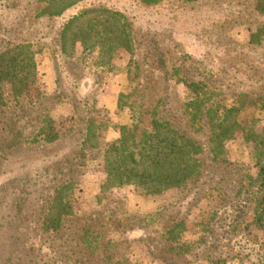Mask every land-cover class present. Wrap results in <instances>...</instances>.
Returning a JSON list of instances; mask_svg holds the SVG:
<instances>
[{"label": "rangeland", "instance_id": "1", "mask_svg": "<svg viewBox=\"0 0 264 264\" xmlns=\"http://www.w3.org/2000/svg\"><path fill=\"white\" fill-rule=\"evenodd\" d=\"M260 0H80L62 13L35 0H0V50L29 40L38 78L24 95L4 86L0 102V264H264V173L247 131L264 137V11ZM121 11L132 35L109 66L77 46H57L61 23L81 8ZM184 80L207 87L206 104L240 107V128L213 153L206 110L185 109ZM153 111L193 137L200 172L146 196L132 185L99 192L101 150L123 122L147 127ZM45 114L55 143L34 141ZM101 147L83 148L86 124ZM74 181L73 214L42 227L55 188ZM262 213V214H261ZM261 214L262 222L258 221ZM182 222L175 238L165 230Z\"/></svg>", "mask_w": 264, "mask_h": 264}, {"label": "trees", "instance_id": "2", "mask_svg": "<svg viewBox=\"0 0 264 264\" xmlns=\"http://www.w3.org/2000/svg\"><path fill=\"white\" fill-rule=\"evenodd\" d=\"M42 3L41 12L49 15L62 13L80 0H35ZM155 3L160 0H143ZM191 1V0H187ZM264 11V0L258 3ZM57 46L60 53L73 56L77 46L83 50L95 51V62L99 66L112 64L119 52L132 48L131 28L125 15L111 7L95 5L84 7L68 16L58 32ZM37 50L29 40L17 41L0 50V102L4 100V86H8L13 97L24 95L38 78ZM187 98L186 110L194 111L197 116L204 109L208 115L209 139L213 153L217 156L223 151L225 139L232 138L240 128L237 113L240 107L232 104L227 107L218 102H210L207 107L205 96L207 87L198 81L184 80ZM140 119L123 122L118 126V136L105 143L101 150V171L104 178L99 184V192L107 193L122 185H132L140 189L143 195L152 196L164 190L184 185L200 172V161L196 154L199 144L190 135L174 128L169 119L153 111L151 122L141 128ZM99 124L91 120L86 124L82 147L97 149ZM246 138L251 139L256 149L260 173H264V137L255 131H247ZM60 138L50 114H45L34 133V141L42 140L55 143ZM74 181L66 179L58 185L46 205L42 218V227L61 229L63 218L73 214ZM262 214V213H261ZM259 214L258 221L262 222ZM182 222L165 230L168 240L175 238Z\"/></svg>", "mask_w": 264, "mask_h": 264}]
</instances>
